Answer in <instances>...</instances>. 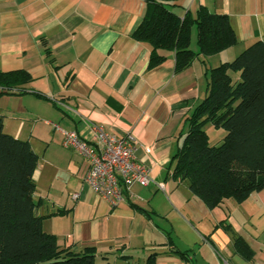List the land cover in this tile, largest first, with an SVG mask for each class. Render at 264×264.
I'll use <instances>...</instances> for the list:
<instances>
[{
	"label": "crops",
	"instance_id": "obj_1",
	"mask_svg": "<svg viewBox=\"0 0 264 264\" xmlns=\"http://www.w3.org/2000/svg\"><path fill=\"white\" fill-rule=\"evenodd\" d=\"M177 3L180 16L200 6L227 14L239 43L181 72L174 51H161L166 60L150 68L151 46L132 37L145 0H0V71L31 76L0 93L3 129L29 141L39 156L35 213L60 247H94L98 264H147L153 252L154 264H264V189L209 209L169 167L185 117L205 96L206 66L264 42V0ZM196 34L193 28L195 51ZM95 124L119 135L133 132L139 161L164 188L134 184L116 207L90 188L88 164L63 145L61 129L93 140ZM62 209L68 212L51 215ZM238 236L253 252L250 259L235 250ZM178 251H188V259Z\"/></svg>",
	"mask_w": 264,
	"mask_h": 264
},
{
	"label": "trees",
	"instance_id": "obj_2",
	"mask_svg": "<svg viewBox=\"0 0 264 264\" xmlns=\"http://www.w3.org/2000/svg\"><path fill=\"white\" fill-rule=\"evenodd\" d=\"M145 1V16L132 37L151 46L150 68L166 60L161 51H174L175 72H181L197 58L206 63V57L239 43L227 14L200 6L180 16L174 11L179 0ZM193 28L197 51L191 48ZM205 71V96L185 117L169 167L175 179L187 180L190 190L212 209L226 198L242 202L264 189V42H253L234 59L207 65ZM30 80L24 70L0 71V93ZM207 123L224 131L219 145L210 144ZM38 161L30 142L6 133L0 118V264H98L94 247L82 252L62 248L43 229L44 217L35 213ZM234 248L245 259L253 255L241 236L234 239ZM177 253L188 259V251ZM157 254L147 264H154Z\"/></svg>",
	"mask_w": 264,
	"mask_h": 264
},
{
	"label": "built area",
	"instance_id": "obj_3",
	"mask_svg": "<svg viewBox=\"0 0 264 264\" xmlns=\"http://www.w3.org/2000/svg\"><path fill=\"white\" fill-rule=\"evenodd\" d=\"M93 128V140L81 137L76 131L61 129L63 145L75 150L87 162L85 183L116 207L125 200V192L131 186H148L155 180L151 169L137 157L139 142L133 132L119 135L96 124ZM145 149L150 151L149 147ZM155 183L164 188V183Z\"/></svg>",
	"mask_w": 264,
	"mask_h": 264
},
{
	"label": "rangeland",
	"instance_id": "obj_4",
	"mask_svg": "<svg viewBox=\"0 0 264 264\" xmlns=\"http://www.w3.org/2000/svg\"><path fill=\"white\" fill-rule=\"evenodd\" d=\"M194 30L196 31L195 28H194ZM232 59H234V58H231V60ZM205 130L207 131V133L210 136V144L211 145H219L221 142L222 136L220 135V133H217L218 129L214 128L211 123H207V125L205 126ZM221 133L224 136L223 130H221Z\"/></svg>",
	"mask_w": 264,
	"mask_h": 264
}]
</instances>
